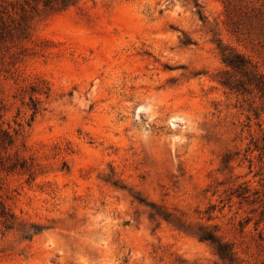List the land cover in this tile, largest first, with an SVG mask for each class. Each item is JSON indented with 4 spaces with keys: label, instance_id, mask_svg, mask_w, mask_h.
<instances>
[{
    "label": "rangeland",
    "instance_id": "obj_1",
    "mask_svg": "<svg viewBox=\"0 0 264 264\" xmlns=\"http://www.w3.org/2000/svg\"><path fill=\"white\" fill-rule=\"evenodd\" d=\"M219 42L264 73V0H77L0 42V122L30 167L0 199L39 229H1L0 264H218L159 206L264 264V99L218 82Z\"/></svg>",
    "mask_w": 264,
    "mask_h": 264
},
{
    "label": "trees",
    "instance_id": "obj_2",
    "mask_svg": "<svg viewBox=\"0 0 264 264\" xmlns=\"http://www.w3.org/2000/svg\"><path fill=\"white\" fill-rule=\"evenodd\" d=\"M77 0H0V42L8 37L19 40L29 35L31 23L36 16L49 15L73 5ZM198 13L202 16L200 4L195 2ZM219 52L226 68L218 72V82L228 91L241 95H251L254 102L257 97L264 99V73L258 65L249 57L234 48L219 42ZM33 100V99H32ZM253 102V103H254ZM34 114L37 113V105L33 106ZM4 105L0 102V120L3 117ZM17 132H15L16 134ZM15 144V136L8 129L2 127L0 122V181L2 174L30 170L25 165L19 154L8 153ZM158 207V206H157ZM152 212V216H159L172 223L177 229L208 243L218 257V264H258L247 262L240 258L234 244L226 240L219 233L218 225L202 223L191 224L181 217L172 214L160 206ZM35 228V231H33ZM8 231L20 229L24 238H31L39 231L32 224L18 221L15 214L9 208L4 199H0V230ZM177 264H191L185 260L177 259Z\"/></svg>",
    "mask_w": 264,
    "mask_h": 264
}]
</instances>
